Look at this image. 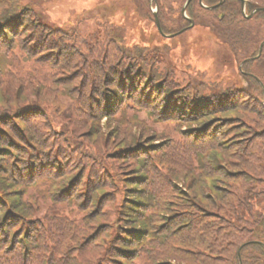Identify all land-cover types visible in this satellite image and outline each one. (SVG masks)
<instances>
[{
    "label": "trees",
    "instance_id": "obj_1",
    "mask_svg": "<svg viewBox=\"0 0 264 264\" xmlns=\"http://www.w3.org/2000/svg\"><path fill=\"white\" fill-rule=\"evenodd\" d=\"M29 1L0 0V68L5 59L14 63L10 58L18 48L31 59H35L38 53L58 51L65 69L77 68L74 65L81 60L83 71L80 70L76 75L70 72L73 76L68 79V84L82 78L86 91L83 102L86 105L89 106L94 96H100L101 99L95 102L96 109L99 113L112 116L115 112L120 114L122 105L130 99L158 114L161 119L171 118L196 124L194 130L190 131L193 140L188 143L194 148L199 145L203 147L196 148L183 160H167V164L163 161L167 168L164 177L157 174L148 178L144 172L126 177L131 181V187L127 190L132 189V192L120 205L123 209L119 218H123L124 223L119 227L114 226L115 222L109 224L106 221L101 222L96 229L90 226L92 221L109 217L107 210L102 212L100 207L112 201V193L107 189L108 182L103 179L89 180L87 188L80 184L74 188L73 185L74 190L67 193L66 198L78 199L83 195L77 206H82L86 201L88 212L87 208H77L84 211L86 223L81 227L60 222L61 227L58 223L56 228L61 238L57 241V251L66 253L68 241H81L78 243L79 255L55 264H78L77 261L94 264V260L87 258V253L90 255L96 251L100 253L101 264H132L135 260L136 264H161L166 261H170L167 264H241L239 254L243 264H264V245L259 243H264V49L257 57L260 45L264 42V12L248 19L242 13L241 0H226L214 9L203 7L200 0H192L187 12L194 19L195 27L208 29L218 42L229 48L239 66V74L231 83L215 80L211 85L213 80H207L204 72L194 71L196 77L191 82L190 93L179 96L168 76L157 68L153 57L155 50L138 44L128 45L127 33L121 26L108 24L103 32L105 46L102 49L93 48L90 43H82L75 37L76 34H82L78 28L73 29L76 33L70 36L68 27L56 24L50 26L43 20L34 19L42 16L31 9ZM112 1L141 18L155 19L152 8L157 6L165 33H176L190 25V21L182 14L187 0ZM220 1L203 0L207 6H214ZM261 6H264V0H247L248 13ZM82 48L88 53L102 54L98 61H92L80 55ZM71 49L75 50L73 54L68 53ZM245 60L248 61L241 70L240 65ZM7 72H4V77ZM4 77H0V114L5 116L1 118V123L7 126L23 122L32 130L31 116L41 114L37 97H43L42 89L45 92L49 90L48 87L41 85L38 88L17 90L11 79L5 82ZM207 83L213 88L210 93L200 88L206 87ZM57 99L56 109L63 113ZM252 126L257 129L254 130ZM5 135L0 127V163L4 167H13L17 157L13 156L14 159L9 162L7 154L11 150L3 144L9 142ZM33 136L41 145L39 134ZM87 144L79 150L90 149ZM116 160H113L112 165L124 163H117ZM174 165L179 167L178 171L172 173ZM56 169L59 170V167ZM71 169L60 172L61 191L66 187L65 181L69 179L66 177L71 174ZM136 171H140V168L136 167ZM201 176H212L217 180L214 186L201 185L202 189L195 182ZM12 178L9 174L1 176L0 172V188L9 199L0 198V248L9 252L11 264H34L35 259L31 255L41 232L27 217L32 212L27 200L20 195H10L11 192H20L21 186ZM174 178L187 181L189 193L183 189L182 194L173 193L171 183L175 181ZM144 184L147 191L142 186ZM8 185L18 188L8 190ZM207 191L211 198L205 197ZM172 196H176L175 200H167ZM162 199L164 204L169 202L177 206H164ZM154 205L162 208L160 214L169 211L167 207L171 208L172 212L165 215L167 219L161 224L172 218L181 219L177 226L182 228L175 233L165 232L167 239L164 238V245L156 243L150 252L141 254L139 246L147 241L146 224L149 220L152 223L153 219H157L152 215ZM27 222L31 228L29 235ZM14 227L21 230L17 239L11 232ZM84 241L87 244L81 249ZM159 245L162 247L160 250ZM179 247L183 248V255L177 253ZM173 255L177 256L174 260ZM82 257L86 258L80 260Z\"/></svg>",
    "mask_w": 264,
    "mask_h": 264
},
{
    "label": "rangeland",
    "instance_id": "obj_2",
    "mask_svg": "<svg viewBox=\"0 0 264 264\" xmlns=\"http://www.w3.org/2000/svg\"><path fill=\"white\" fill-rule=\"evenodd\" d=\"M29 3H31V9L42 16H36L34 19L43 20L49 25L68 27L72 34L69 33L70 36L76 33L73 29L78 28L82 34L79 33V36L76 34L75 37H78L82 43H90L89 45L93 48L102 49L105 46L106 37L103 32L108 24L114 23L121 26L127 33L128 45L138 44L155 50L156 54H153V57L156 59L157 68L168 76L171 86L177 88L176 92L179 96L190 93L191 82H194L196 77L194 71L204 72L207 80H213L210 82L211 85L215 80H225L231 83L239 74V66L229 48L218 42L206 28L194 27L182 35L167 38L160 33L153 17L141 18L132 14L129 9L124 10L112 0H31ZM74 51L71 49L68 53L73 54ZM13 53L15 54L11 55L10 59L14 63L5 59V67L3 65L0 68V77L3 79L4 72L8 70L4 80L7 82L11 79L17 90L38 88L41 85L48 87L49 90L44 92L41 88L43 97L41 95L37 97L41 106V114H36V117L31 116L30 122L34 126L32 130L23 122L6 126L0 121V127L6 134L5 138L7 136L9 139V142H3L11 150V153L7 154L9 162H12L13 156L17 157L13 162V167L6 165L4 167L0 163V172L1 176L9 174L16 183L21 184L20 192H11L10 195H20L21 198L27 200L32 208V212L27 214V217L30 218V222L35 223L36 227L38 226L41 232L31 255L35 259L34 264L63 263L66 259L72 260L78 257V243L81 241L78 243L68 241L66 253L62 254V251H57L59 246L57 241L61 238V233L57 232V224L59 223L58 225L62 227L60 223L62 222L81 227L86 220L83 217L84 211L80 208H87L86 201L82 206H77L83 195H80L78 199H72L66 198L67 193L73 191L78 184L87 188L89 180H105L108 182L107 189L112 193V201L103 203L100 207L102 212L107 210L109 217L92 221L90 226L96 229L101 222L106 221L109 224L115 222L114 226L119 227L124 223L123 218H119L123 209L120 205L132 192V189L127 190L131 187V181L125 179L126 177L138 172H144L146 176L148 174V178L155 177L157 174H162L164 177L167 175V168L164 165L167 164V160L170 162L183 160L194 153L196 148L203 149V147L199 145L194 148L188 143L193 140V134L191 135L190 131L194 130L196 124L174 121L171 118L161 119L158 114L152 113L138 102L129 101L130 99L122 105L120 110L122 114L117 115L115 112L112 116L99 113L96 109L95 102L101 99L100 96H94L95 99L91 101L93 106L91 102L89 106L86 105L83 102L86 91L83 89L82 78L68 84V79L72 78L73 74L76 75L80 70L83 71L84 67L80 65L81 60L74 65L77 68L68 69L66 67L65 69L58 56V51L47 54L38 53L35 59L27 57L25 51L20 48ZM101 54L102 52L88 53L85 48L80 51V55L92 61H98ZM78 81L80 83L76 84ZM198 84L200 85L201 82ZM211 85L207 83L206 87L200 86V88H205L203 90L210 93L213 90ZM33 90L38 93L36 89ZM49 99L53 101H48ZM56 99L59 108L64 110L63 113L56 109ZM119 116H124V118ZM4 117L0 114V120ZM253 129L257 128L253 127ZM35 133L39 134L41 145L36 142L33 136ZM104 139H106L105 144ZM84 144L90 146V149L79 150ZM125 158H127L126 162ZM114 159H117L115 161L117 163L120 161L124 163L112 165ZM190 159L192 161L191 157ZM56 167H59V170ZM136 167L140 168V171H136ZM173 167L171 168L172 173L178 171L179 166L174 165ZM66 168H72L71 174L66 177L69 179L65 181L64 191H61L60 172ZM174 180L171 183L173 193L182 194L183 190L189 193L187 181L177 178ZM215 180L217 179L212 176H201L195 182L200 187L201 185L204 187L214 186ZM73 185H75L74 188ZM142 186L146 190L145 184ZM7 188L16 190L18 187L8 185ZM208 193L209 191L206 192L205 197L211 198ZM0 198L9 200L1 188ZM175 198L176 196H172L167 200H175ZM162 202L164 204L163 199ZM165 204L177 206L175 203L166 202ZM157 205L160 206V203ZM154 206L155 210L152 215L157 219H153L152 223L149 220L146 224L147 241L139 246L141 254L150 252L156 243L164 245V240L167 239L165 232L174 231L175 233L182 228L177 226L181 219L172 218L161 224L167 219L165 215L172 212L171 208L167 207L169 211L160 214L162 208ZM26 225L29 226V235L30 223L27 222ZM17 228L14 227L11 230L15 239L21 235V230ZM21 237L24 238L23 235ZM86 244L87 242L84 241L81 249ZM160 245L159 250L162 249ZM166 245L167 243L165 247ZM182 250L183 248L179 247L177 253L183 255ZM87 255V258L95 261L94 264H101L98 251L90 255L87 253ZM175 256L173 255L172 259ZM10 258L9 252L0 248V264H11ZM84 258L86 257L80 260ZM77 262L85 264L82 261ZM168 262L170 261L161 264ZM132 264H136V260Z\"/></svg>",
    "mask_w": 264,
    "mask_h": 264
},
{
    "label": "water",
    "instance_id": "obj_3",
    "mask_svg": "<svg viewBox=\"0 0 264 264\" xmlns=\"http://www.w3.org/2000/svg\"><path fill=\"white\" fill-rule=\"evenodd\" d=\"M191 1H192V0H187V1H186V3H185L184 6H183L182 13H183V16H184L185 18H187V19L191 22L190 27H194V25H195V21L187 15V8H188V5L190 4ZM241 1H242V12H243L244 16H245L246 18H248V19H251V18H252L254 15H256L257 13L264 12V7H257V8L254 9L250 14H247V11H246V3H247V1H246V0H241ZM200 2H201V5H202L203 7L208 8V9H214V8L220 6V5L223 3V1H221L219 4H217V5H215V6H207V5H205V4L203 3L202 0H200ZM153 12H154V15H155V18H156V24H157L158 29L160 30V32H161L164 36H166V37H169V38L174 37L176 34H165V33L163 32V30H162V26H161V23H160V19H159V16H158V8H157V7L153 9ZM183 31H185V30H183ZM183 31H182V32H183ZM263 49H264V42H262V44L260 45V48H259V54H258L257 57H259V56L262 54ZM248 60H249V59H248ZM248 60H245V61L240 65V68H241V69H242V67H243V64H244L246 61H248ZM261 83H262V82H261ZM259 243L263 244L262 242H259ZM241 264H242V261H241Z\"/></svg>",
    "mask_w": 264,
    "mask_h": 264
}]
</instances>
